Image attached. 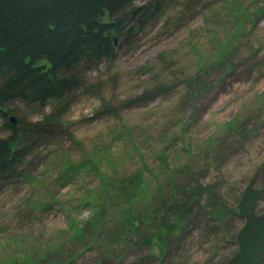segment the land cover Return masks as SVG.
<instances>
[{"label": "rangeland", "instance_id": "obj_1", "mask_svg": "<svg viewBox=\"0 0 264 264\" xmlns=\"http://www.w3.org/2000/svg\"><path fill=\"white\" fill-rule=\"evenodd\" d=\"M123 10L131 36L71 92L3 108L26 150L0 177V264H226L249 182L264 212V0Z\"/></svg>", "mask_w": 264, "mask_h": 264}, {"label": "trees", "instance_id": "obj_2", "mask_svg": "<svg viewBox=\"0 0 264 264\" xmlns=\"http://www.w3.org/2000/svg\"><path fill=\"white\" fill-rule=\"evenodd\" d=\"M129 3L130 0H0V105L16 99L43 104L71 92L77 83L75 64L80 58L86 56L89 62L96 63L114 54L111 36L125 28L130 16L123 14V9ZM131 29L123 32L131 36ZM57 72L64 76L59 78ZM7 141L0 139V177L15 172L26 150L20 147L11 152ZM134 232L138 233L137 227ZM141 235L140 240H145Z\"/></svg>", "mask_w": 264, "mask_h": 264}, {"label": "water", "instance_id": "obj_3", "mask_svg": "<svg viewBox=\"0 0 264 264\" xmlns=\"http://www.w3.org/2000/svg\"><path fill=\"white\" fill-rule=\"evenodd\" d=\"M259 189L249 182L237 203L239 215L244 223L238 230L236 241L239 250L226 264H259L264 254V212L257 214L254 211V202Z\"/></svg>", "mask_w": 264, "mask_h": 264}, {"label": "bare ground", "instance_id": "obj_4", "mask_svg": "<svg viewBox=\"0 0 264 264\" xmlns=\"http://www.w3.org/2000/svg\"><path fill=\"white\" fill-rule=\"evenodd\" d=\"M226 40H227V36H226V35H223V36L221 37V39H220V41H222V42H223V41H226ZM223 43H224V42H223ZM223 43H222V44H223ZM221 46H223V45H221ZM6 102H10V101H6ZM6 102H3V104L0 105V109H1V110H0V117L2 116V109L5 107ZM16 147L20 148V147H22V146H20V145L17 144Z\"/></svg>", "mask_w": 264, "mask_h": 264}]
</instances>
